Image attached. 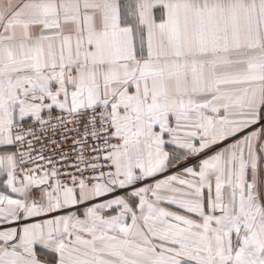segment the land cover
Segmentation results:
<instances>
[{
  "label": "snow or ice",
  "instance_id": "snow-or-ice-1",
  "mask_svg": "<svg viewBox=\"0 0 264 264\" xmlns=\"http://www.w3.org/2000/svg\"><path fill=\"white\" fill-rule=\"evenodd\" d=\"M0 185V264H264V0H0Z\"/></svg>",
  "mask_w": 264,
  "mask_h": 264
},
{
  "label": "built area",
  "instance_id": "built-area-1",
  "mask_svg": "<svg viewBox=\"0 0 264 264\" xmlns=\"http://www.w3.org/2000/svg\"><path fill=\"white\" fill-rule=\"evenodd\" d=\"M35 147H36V149L38 150V149L41 147V145H40V144H36ZM65 147H67V146H65ZM45 154H46V155H47V154H50V150L46 151Z\"/></svg>",
  "mask_w": 264,
  "mask_h": 264
},
{
  "label": "crops",
  "instance_id": "crops-1",
  "mask_svg": "<svg viewBox=\"0 0 264 264\" xmlns=\"http://www.w3.org/2000/svg\"><path fill=\"white\" fill-rule=\"evenodd\" d=\"M0 190H2V185H0ZM81 211H82V209H81Z\"/></svg>",
  "mask_w": 264,
  "mask_h": 264
}]
</instances>
